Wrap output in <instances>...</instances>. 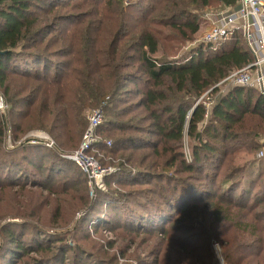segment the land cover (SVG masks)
<instances>
[{
	"label": "trees",
	"instance_id": "16d2710c",
	"mask_svg": "<svg viewBox=\"0 0 264 264\" xmlns=\"http://www.w3.org/2000/svg\"><path fill=\"white\" fill-rule=\"evenodd\" d=\"M94 1L73 16L66 0H0V264H212L215 242L227 264H264V159H228L264 146V93L218 94V83L253 59L249 44L237 32L171 56L158 35L193 41L206 12L240 0ZM107 6L123 16L138 7L140 17L130 29L124 19L99 47L89 24ZM71 18L89 23L69 42L57 28ZM206 93L219 95L211 108ZM99 107L100 139L89 153L116 168L108 191L91 190L89 174L63 156L81 146L86 109ZM34 129L52 147L26 136ZM102 203L96 237L85 223ZM118 223L127 238H99Z\"/></svg>",
	"mask_w": 264,
	"mask_h": 264
},
{
	"label": "rangeland",
	"instance_id": "374dc122",
	"mask_svg": "<svg viewBox=\"0 0 264 264\" xmlns=\"http://www.w3.org/2000/svg\"><path fill=\"white\" fill-rule=\"evenodd\" d=\"M66 1L67 2L70 1V5L67 6L64 9V12L68 13L69 15L72 14L73 16L80 15V14L86 15L87 12H89L90 8H92L91 4H93L95 2L94 0H83V1H81V0H66ZM107 1L108 0H104L103 3L107 4ZM77 3H79V4L73 6L74 4H77ZM140 3H142V5H145L147 3V0H140ZM113 5L116 6V2H113ZM103 6H105V4ZM114 6L113 7L112 6H107L106 8L104 7L105 8L104 9L105 10L104 11L105 16L102 17V15H100L99 16L100 18L97 21V23L89 24V26L93 25V24L96 25V29L97 30L95 31V35L94 36H95V42H96V44L99 47H106V44H107L108 40L110 41V39H113L114 36L118 34V30L121 27L124 19L128 22V28L130 29L132 24H134V22H136V20L138 21V18L140 17L139 16L140 10H139L138 7L131 8V9L127 8L126 9V14L123 16V14L121 15V14L114 13L113 11H111L114 8ZM221 11H222L221 8L216 7V8H214L211 11H208V12H210L211 15H214V14H218ZM134 18H136V20ZM76 20L74 18L73 19L71 18L69 20L61 21L60 25L57 28L58 32L59 31H63L65 33V37H67V41H69V42L72 41V40L78 39V37H80V35H82L83 30L88 28V23H89V21H87L88 19L87 20L85 19V21H86L85 25H84L85 21L82 24H80V23H77ZM210 27H211V22L206 20L202 24L201 32L199 33V35L196 36L195 40H193V41H185L183 43L178 42L176 39H173L164 30H162V31L159 30L160 32H158V35L160 36V38L162 40V43H163V46H164V50L167 53L171 54V56H177V55H180V54L192 49L194 47V45L199 44L197 41L204 36V34L210 29ZM99 30H100V33L98 34ZM97 34L100 35V36H98V41H96V35ZM195 42H197V43H195ZM161 55H163V54L162 53L157 54L158 57L159 56L161 57ZM57 60H60V59H57ZM224 88H226V84L224 86L219 87L218 94H222L223 91H225ZM218 94L216 93V94L212 95V98L210 97L211 94H209V95H208V93L205 94V95H208V96L205 97L204 102L208 103V105H209L208 107L209 108H211L212 105L214 104V101L216 100V97L219 96ZM122 105H124V103H121V106ZM5 108H6V106L0 107V109L2 111ZM99 109H101V107L95 108V109H86L85 116L87 118L88 126L90 124V118H91L92 114L96 110H99ZM103 120H104V111H103ZM103 120H102V123H103ZM254 120L258 121V119H256V118H254ZM247 122L249 124H251L253 121L249 118L247 120ZM101 124H100V126H101ZM99 128H101V127H99ZM103 129H104L106 134H107L108 130L112 131L111 133H114V129L112 127L106 126ZM84 134L85 133H83V135H82V137L80 139L81 142H80L79 146L83 142ZM26 136H33V137L41 138L43 140H48V142H54L52 140L51 136L44 130H36V129H34V130L29 131ZM112 137L114 139L115 135H113ZM74 138H76V136H74ZM8 141H10V144H12V141H11L10 138L8 139ZM262 143L264 144V136L262 137ZM234 146H236V145H234ZM79 148H77V149H79ZM77 149L75 148L74 151H77ZM74 151L66 153L63 156L65 157L66 155H70ZM184 151L186 153L187 159L190 161L191 160V143H190V141H189L187 136H186L185 141H184ZM261 151H264V146L260 147V149H258V150H253L252 154H250V155L245 153L242 149L236 148L229 154L228 159L229 158H234L238 162H241V159H246V160H249L251 158L259 159L260 158L259 157V153ZM91 155H92V153H91ZM261 159H264V157H262ZM108 168H112L113 171L116 170V168H114V167H108ZM254 171H256V170H254ZM112 172L105 173V175L102 178L99 177L96 180H91L90 179L89 184H90L91 190L94 191L95 188L97 187V188L103 189L105 191H108V188H106V186H105V182H107L106 181L107 175L111 174ZM179 176H182V175H179ZM113 187L117 188V185L113 186ZM133 188L134 187H122L121 189L122 190H131ZM140 188H141V186H140ZM105 198H111V196L110 195H106ZM103 201H105V200H103ZM111 202L115 203V200H113V198H111ZM106 210H107V203H102V204H100V206L96 209V211L94 213H92L91 215L88 216V221H87L88 223H85V229L86 228L89 229L90 233L92 234V236L95 235L96 237H98L96 234H94V230L92 229L91 226H93L94 223L97 224L98 219H100V218L104 219L105 218ZM109 211H110L109 215L111 216V218H114L116 213L113 212L111 209ZM100 228H105V227H100ZM82 231H84V230H82ZM103 233H105L107 236H105ZM101 234L104 235L105 238L108 237L109 239L110 238L111 239L112 238L115 239L117 234H121L122 238L123 237L127 238V235H130L131 232H127V231L124 232L122 226L119 225V223H118V224L115 225L114 231H110L108 228H106V229H103V231H101V233L99 234V238H100ZM143 247H144V249L146 248L145 245L144 246L142 245L140 249H138L136 247V248L133 249L134 251L133 250L132 251L133 252H137V254H139V256H140L141 252L143 250ZM213 253H214V259H213V263L212 264H227V262L225 261L223 248H222V246H221V244L219 242H215L213 244ZM142 257L146 258L144 256H142ZM149 258H151V257H149ZM123 261H124V259L121 260V262H123Z\"/></svg>",
	"mask_w": 264,
	"mask_h": 264
},
{
	"label": "built area",
	"instance_id": "2783aa9c",
	"mask_svg": "<svg viewBox=\"0 0 264 264\" xmlns=\"http://www.w3.org/2000/svg\"><path fill=\"white\" fill-rule=\"evenodd\" d=\"M204 18L211 22V27L197 41L199 44L218 45L238 32L246 38L253 55L248 65L232 70L225 79L218 83L220 87L226 84L223 92L243 87L264 93V0H240L237 7L222 9L214 15L206 12ZM205 104L209 106L208 103L205 102ZM4 106L6 105L0 96V107ZM102 120V109L96 110L90 118V124L85 131L80 148L73 154L65 156L75 160L89 174L91 180L102 178L105 173L113 171L112 168H103L95 156L89 153L94 143L100 139L97 129ZM53 143L50 142L49 146ZM259 157H264V151L259 153Z\"/></svg>",
	"mask_w": 264,
	"mask_h": 264
},
{
	"label": "clouds",
	"instance_id": "9594fccd",
	"mask_svg": "<svg viewBox=\"0 0 264 264\" xmlns=\"http://www.w3.org/2000/svg\"><path fill=\"white\" fill-rule=\"evenodd\" d=\"M218 246V245H217Z\"/></svg>",
	"mask_w": 264,
	"mask_h": 264
}]
</instances>
